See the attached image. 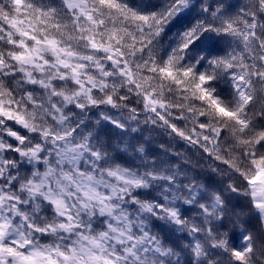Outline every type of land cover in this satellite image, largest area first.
<instances>
[{
    "label": "snow or ice",
    "instance_id": "1",
    "mask_svg": "<svg viewBox=\"0 0 264 264\" xmlns=\"http://www.w3.org/2000/svg\"><path fill=\"white\" fill-rule=\"evenodd\" d=\"M0 264H264V0H0Z\"/></svg>",
    "mask_w": 264,
    "mask_h": 264
}]
</instances>
